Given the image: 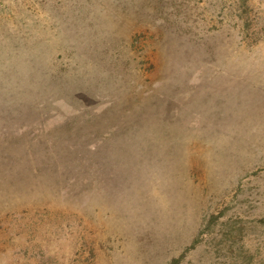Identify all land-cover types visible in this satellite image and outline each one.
<instances>
[{
	"label": "rangeland",
	"instance_id": "374dc122",
	"mask_svg": "<svg viewBox=\"0 0 264 264\" xmlns=\"http://www.w3.org/2000/svg\"><path fill=\"white\" fill-rule=\"evenodd\" d=\"M264 264V0H0V264Z\"/></svg>",
	"mask_w": 264,
	"mask_h": 264
},
{
	"label": "trees",
	"instance_id": "16d2710c",
	"mask_svg": "<svg viewBox=\"0 0 264 264\" xmlns=\"http://www.w3.org/2000/svg\"><path fill=\"white\" fill-rule=\"evenodd\" d=\"M179 261H180V259H176V260L173 261L172 264H176V263H178Z\"/></svg>",
	"mask_w": 264,
	"mask_h": 264
}]
</instances>
